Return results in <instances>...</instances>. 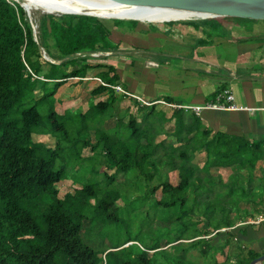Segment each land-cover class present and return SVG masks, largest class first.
Segmentation results:
<instances>
[{
    "label": "trees",
    "instance_id": "obj_1",
    "mask_svg": "<svg viewBox=\"0 0 264 264\" xmlns=\"http://www.w3.org/2000/svg\"><path fill=\"white\" fill-rule=\"evenodd\" d=\"M95 16L107 20L114 18ZM184 18L178 21L195 20L198 16L190 14ZM221 20L202 22L221 23ZM169 22L177 21L165 20L163 23ZM132 23L136 24V21ZM39 29L40 37L35 42L20 4L0 0V264H107L103 260L105 254L99 257L98 252L83 242L80 233L83 221L89 220L86 210L94 206L90 201L99 199L94 217L99 219L108 210L116 208L119 189L84 184L59 198L57 184L66 179V174L62 164L59 167L57 164L64 161L62 153L71 147L78 157L86 147L103 156L107 166L114 169L111 176H103L109 184H113L121 173L142 178L146 183L155 177L166 178L169 171H177L179 182L176 186L164 181L149 191L155 193L160 188L162 197L157 201L158 206L178 208L180 220L187 217L192 228L204 221L205 230L193 228L189 237L178 236L167 244L175 243L171 247L187 244L180 256H187L189 250L197 249L203 260L210 256L214 258L215 253L229 245L233 236L226 229L237 220L245 222L263 212L264 169H261L262 177H254L257 162L264 163L263 142H250L220 131L211 135L212 129L203 128L195 116L187 127L180 112H176L172 132L180 143L178 148L154 144L156 130L165 119L153 114L139 126L130 121L127 134L114 138L104 132L95 119L112 101L90 107L80 121H74L68 115H57L52 105L46 116L47 124H44L38 106L54 100L56 89L65 81L84 75L87 66L71 69L76 55L112 48L107 43L106 24L94 17L46 14L41 17ZM46 35L54 40L56 58L67 59L65 62L54 64L42 59L40 46L53 58L44 42ZM104 79L109 83L116 81V78ZM89 130L95 131L94 145L90 143ZM38 133L54 137L55 147L48 148L35 142L32 135ZM141 139L145 141L143 144ZM138 150H141L139 159ZM200 151L204 152L202 167L193 162L194 153ZM213 167L231 170L226 182L210 175L209 170ZM241 201L248 204L249 209L237 211L238 215L232 219L231 213ZM104 218L109 219L110 215ZM221 229L226 232H220ZM171 247L140 249V254L131 255L135 256L133 261L120 264H150L146 256L166 254ZM118 248L120 246L111 248L116 250L108 251L106 256L124 249ZM263 253L247 249L245 257L237 264H248Z\"/></svg>",
    "mask_w": 264,
    "mask_h": 264
},
{
    "label": "crops",
    "instance_id": "obj_2",
    "mask_svg": "<svg viewBox=\"0 0 264 264\" xmlns=\"http://www.w3.org/2000/svg\"><path fill=\"white\" fill-rule=\"evenodd\" d=\"M220 19V24L214 21L203 23V20H191L188 26L166 23L174 30L179 29L174 26L182 27L181 39L171 37L174 31L169 27L150 28L140 22L131 26L106 24L107 43L112 49L76 55L75 65L71 69L87 66L86 70L83 77L70 78L56 89L53 96L55 113L80 121L88 114L90 107L112 101L95 119L99 122L98 126L114 138L127 134L126 128L130 121L139 126L147 116L153 114L165 119L156 130L154 144L178 148L180 143L172 132L175 130L176 112H180L179 115L187 127L195 116L203 128L212 129L211 135L220 131L244 137L250 142L264 143V21ZM47 47L50 48L53 58H56L54 44ZM55 64L59 62L55 61ZM104 77L116 78V81L109 83ZM40 81L43 82L44 79L41 77ZM51 85L52 83L49 84ZM115 87H120L121 91ZM228 96H232V99L229 100ZM211 104L225 107L234 105L237 109L216 110L206 107ZM190 107L202 109L197 115ZM88 134L90 143L94 145L95 131L89 130ZM32 138L48 148L56 145V139L47 134H33ZM144 142L141 139L140 143ZM140 156L141 150H138V159ZM203 157V151L195 152L193 162L202 167ZM79 159L74 171L88 166L93 173L100 171L98 174L101 176L109 177L114 173V169L107 166L105 161L97 167L94 165V153L90 147L80 151ZM261 169H264V163L258 161L254 177H262ZM209 173L226 182L231 170L226 167H213ZM164 181L176 186L179 182L178 172L169 171L166 178L155 177L150 183H155L153 186H156ZM138 182L143 183L144 180L121 173L113 183L126 185L139 184ZM60 184H66L71 191L59 196ZM80 184V181L67 178L62 180L57 184L58 197L63 198L65 194L80 189ZM152 196L157 201L160 200L161 189H157ZM120 206L122 204L118 199L115 207ZM248 209V204L241 201L232 211L231 218L238 215L237 211ZM263 212L255 219L248 218L245 222L237 220L235 225L226 229L233 235L231 241L238 240L235 244L232 242L233 248L264 252V232L261 235L258 232L261 229H254L258 232L254 240L253 234L242 228L254 225L251 222L259 217L264 218ZM224 231L221 229L220 232ZM238 242L241 244L238 245ZM222 257L224 256H214L215 264L223 263L225 258L223 260ZM236 258L238 260L239 256L230 257Z\"/></svg>",
    "mask_w": 264,
    "mask_h": 264
},
{
    "label": "rangeland",
    "instance_id": "obj_3",
    "mask_svg": "<svg viewBox=\"0 0 264 264\" xmlns=\"http://www.w3.org/2000/svg\"><path fill=\"white\" fill-rule=\"evenodd\" d=\"M15 1V0H14ZM17 2V1H16ZM18 3V2H17ZM45 13V14H44ZM33 24L36 30V38L37 41L40 37V29H39V22L43 15H46V12L40 9H32L30 12ZM188 15H183L180 18H150V17H127L124 16L123 18H127L126 20L119 21L118 24L124 25H133L128 21V18L138 20L140 23L153 28H170L174 31L171 37L176 39L182 38V27L180 26H188V23L191 20L185 21H177L172 22L173 25H180L174 26L175 28L178 27L179 29H173L170 24L163 23L165 20H181ZM122 17V16H114ZM185 19V18H184ZM118 20H103L105 24L116 23ZM126 21V22H124ZM128 21V22H127ZM138 22H136L137 24ZM171 23V22H169ZM44 42L48 46H52L54 44V40L51 36H45ZM42 49V47L40 46ZM48 52L50 53V48H47ZM44 50V49H43ZM45 51V50H44ZM46 52V51H45ZM52 56V54H49ZM51 60L56 62H60L58 58H51L47 55ZM43 59V58H42ZM64 60V59H63ZM55 64V63H54ZM54 104V100H47L41 103L38 106V111L42 117V121L44 124H47V114L48 109L50 106ZM54 108V106H53ZM55 111V110H54ZM46 126V125H45ZM70 138H72L70 136ZM105 157V156H104ZM62 158L64 159L63 162L58 163L57 167L61 164L65 168L66 178L72 181H80L81 186L84 184H94L98 185L102 188H117L119 189V198L122 206L117 207L116 209H110L107 211L106 214H103L99 219L95 217V211L97 203L99 199H93L90 203L94 206L88 208L87 216L89 220H84L82 223V231L81 237L83 242L98 252L99 257H103V253L105 254V258L103 260L106 261L107 264H120L121 262L125 261H133L132 259L135 256H131L134 254H140V249L148 250L155 246L162 247L165 249L167 247H171L168 243L174 241L176 237L182 236L187 238L190 236V231L193 228H202L201 230H205L204 225L202 224L204 221H200L199 225H196L192 228V224L190 223L189 219L183 218L180 220V210L178 208H164L158 206L157 200L152 193L149 191L155 183H150L145 181L143 183L138 182L139 184H109L107 179H104L103 176L100 174L93 173L89 170L88 166L81 168L79 171H74V166L80 159L74 148L71 147L66 149L62 153ZM105 159L103 156L99 154H94V165L97 167L103 163ZM100 173V171H99ZM173 179V177H171ZM98 183V184H97ZM131 189H139L140 192H131ZM71 191L66 184L59 185V196H62L65 192ZM103 213V212H102ZM110 215V218H104L106 215ZM264 214V212H263ZM93 219L92 221H90ZM255 219V218H254ZM196 220V219H195ZM264 224L258 225H246L242 226V228L247 229L249 232L253 234L256 240L258 236V232L263 234ZM254 229H261L256 233ZM220 236V235H219ZM222 236V234H221ZM261 237V236H259ZM259 239V238H258ZM130 241V242H128ZM238 241V240H237ZM237 241H231L229 247H225L222 251H218L215 253V256H224L222 259L225 261L220 264H237L238 260L245 257V252L247 248L236 250L233 248L231 244H235ZM181 242V241H180ZM233 242V243H232ZM240 245L241 243H237ZM249 245L248 243H244ZM124 248L122 252H117L115 254H109L106 256L108 251L116 250L111 249L113 247ZM232 246V247H231ZM250 246V245H249ZM187 247V244L181 243L177 246L169 248L165 253L166 254H157L156 256H146L150 259V264H213L214 258L210 256L206 260H203L200 253L197 249H191L187 253V256H180L182 250ZM220 252V253H219ZM225 256H239V259H230V257L226 258ZM219 259V260H222ZM264 264V263H262Z\"/></svg>",
    "mask_w": 264,
    "mask_h": 264
},
{
    "label": "water",
    "instance_id": "obj_4",
    "mask_svg": "<svg viewBox=\"0 0 264 264\" xmlns=\"http://www.w3.org/2000/svg\"><path fill=\"white\" fill-rule=\"evenodd\" d=\"M14 1V0H13ZM111 3L118 4L125 7H145L155 9H166L171 11H180L185 13H191L198 16L195 20H206L216 18H240L253 21H264V0H108ZM26 14V19L29 22L32 30L33 40L37 42L36 30L32 21L30 12L20 4ZM45 14V13H44ZM48 15L63 16V15H75V16H87L97 19L105 20L104 18L70 11H62L56 14L46 13ZM110 19V18H109ZM122 20L118 18H112L111 20ZM128 21H136L135 19H128ZM39 52L42 58L50 63H55L46 56V52L39 47ZM67 59L62 60L59 63L65 62ZM264 263V253L259 257L253 259L248 264H262Z\"/></svg>",
    "mask_w": 264,
    "mask_h": 264
},
{
    "label": "bare ground",
    "instance_id": "obj_5",
    "mask_svg": "<svg viewBox=\"0 0 264 264\" xmlns=\"http://www.w3.org/2000/svg\"><path fill=\"white\" fill-rule=\"evenodd\" d=\"M28 12L40 9L46 13L56 14L62 11L94 14L100 16H127L150 18H180L191 13L176 12L166 9L145 7H125L108 0H15ZM195 15V14H193Z\"/></svg>",
    "mask_w": 264,
    "mask_h": 264
},
{
    "label": "built area",
    "instance_id": "obj_6",
    "mask_svg": "<svg viewBox=\"0 0 264 264\" xmlns=\"http://www.w3.org/2000/svg\"><path fill=\"white\" fill-rule=\"evenodd\" d=\"M117 90L121 91L120 87H115ZM227 93V92H225ZM228 99L231 100L232 96H228ZM207 108H213L216 110H236L237 108L234 105H230V106H219L217 104H211V105H207ZM197 115H199L200 110L202 109L201 107H190ZM261 222H264V218L263 217H259L258 219H256L255 221H252L251 224H259Z\"/></svg>",
    "mask_w": 264,
    "mask_h": 264
}]
</instances>
